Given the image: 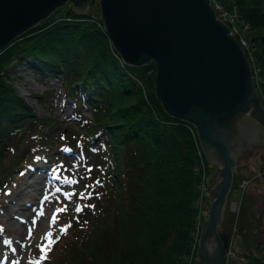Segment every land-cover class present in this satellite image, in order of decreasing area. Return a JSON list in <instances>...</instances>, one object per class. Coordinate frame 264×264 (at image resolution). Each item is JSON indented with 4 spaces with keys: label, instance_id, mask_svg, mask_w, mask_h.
Here are the masks:
<instances>
[{
    "label": "trees",
    "instance_id": "trees-1",
    "mask_svg": "<svg viewBox=\"0 0 264 264\" xmlns=\"http://www.w3.org/2000/svg\"><path fill=\"white\" fill-rule=\"evenodd\" d=\"M94 1L79 13L67 0L60 5L64 13L55 14L57 6L0 50V193L23 158L53 168L66 162L78 171L81 211L65 218L67 230L52 236L39 264H198L197 223L209 205L208 172L216 165L201 163L195 125L162 107L155 68L142 74L140 64L122 59ZM239 8L250 22L262 75L255 86L264 103V32H252L264 25V11ZM16 62L57 77L79 121L69 135L57 116L38 114L16 89L9 79ZM146 66L155 67V60ZM203 172L208 188L199 201ZM241 178L234 171L231 189ZM229 211L226 207L224 219ZM236 218L222 222L225 251L229 245L238 252L223 256L222 264H264L259 226L251 240L241 234L236 245L230 232ZM244 228L235 225L238 233Z\"/></svg>",
    "mask_w": 264,
    "mask_h": 264
},
{
    "label": "water",
    "instance_id": "water-1",
    "mask_svg": "<svg viewBox=\"0 0 264 264\" xmlns=\"http://www.w3.org/2000/svg\"><path fill=\"white\" fill-rule=\"evenodd\" d=\"M66 1L0 0V50ZM70 1L76 12L89 9V0ZM98 3L110 42L122 59L130 64L155 60V93L162 107L195 125L206 160L216 165L218 178L208 191L194 258L198 264H222L220 230L237 158L247 160L264 147V104L245 48L216 16L210 0Z\"/></svg>",
    "mask_w": 264,
    "mask_h": 264
},
{
    "label": "rangeland",
    "instance_id": "rangeland-1",
    "mask_svg": "<svg viewBox=\"0 0 264 264\" xmlns=\"http://www.w3.org/2000/svg\"><path fill=\"white\" fill-rule=\"evenodd\" d=\"M237 1L246 12L264 11V0ZM97 4L98 0H95V7ZM60 7V12L55 14L65 12V6ZM252 32L263 33L264 25L252 28ZM253 62L255 64L256 60ZM140 65L142 74H150L154 68L157 69V66H146V63ZM9 79L38 114L57 116L63 129L66 128L64 134L69 135L72 128L79 125L73 115L74 105L64 96L57 77L42 73L26 63L16 62L9 69ZM83 111L88 113L87 109ZM61 138L60 135L57 141ZM261 151L264 147L255 149L247 160L240 157L235 168L238 176L248 179L246 185L232 187L227 202L230 211L223 219L225 223L231 216L235 219L237 215L236 223L232 220L230 224L231 238L238 241L236 245L242 242L241 234L248 235L251 240L256 226L261 231L258 240L264 241V174L259 169L264 158L260 157ZM20 164L13 170L12 183L0 193V264H39L41 250L78 206L76 194L81 183L78 171L70 168L68 163L60 162L53 168L50 163L32 165L23 158ZM55 168L60 169L59 174L53 173ZM215 174L217 171L208 172L209 188L218 178ZM61 209H65L66 214ZM239 223L246 228L242 233L235 231V225ZM49 232L50 237L47 235ZM231 249L232 246L227 252L231 254L233 251L237 255L236 249ZM238 259L244 260L243 255L240 254Z\"/></svg>",
    "mask_w": 264,
    "mask_h": 264
},
{
    "label": "built area",
    "instance_id": "built-area-1",
    "mask_svg": "<svg viewBox=\"0 0 264 264\" xmlns=\"http://www.w3.org/2000/svg\"><path fill=\"white\" fill-rule=\"evenodd\" d=\"M210 3L215 9L216 16L221 18L224 22H226L229 26V31L234 34L239 42L242 44V46L245 48L246 55L250 61L251 69H252V76L254 80V84H259L262 80V75L260 72V66L255 62V56L253 53V44L250 40V22L244 17L242 14V11L239 8V4L237 0H210ZM248 32V33H245ZM199 144V143H198ZM198 154L200 156L201 163L204 164V161L206 160L204 152L202 151V148L200 144L198 145ZM207 161V160H206ZM205 178V172H203V180H202V187L199 195V201L203 200V193L205 188H207L206 182L204 180ZM248 179L242 178L239 182L241 186L246 185ZM201 205V204H200ZM202 220V217L199 218V221L197 223V233L199 229L200 222ZM197 237V235H196ZM230 246L226 248L224 256L228 255H234L233 251L230 254L227 252L229 250ZM233 250V249H231Z\"/></svg>",
    "mask_w": 264,
    "mask_h": 264
},
{
    "label": "snow or ice",
    "instance_id": "snow-or-ice-1",
    "mask_svg": "<svg viewBox=\"0 0 264 264\" xmlns=\"http://www.w3.org/2000/svg\"><path fill=\"white\" fill-rule=\"evenodd\" d=\"M80 195H83V193H81ZM89 195H90V193H89ZM63 210H64V209H61V211H63ZM76 211H77V212L81 211V208H80L79 206H77V207H76ZM69 226H70V225H69ZM66 230H67V226L61 228V231H62V232L66 231ZM47 235L50 237V236H51V233L49 232ZM50 242H54V241H50ZM14 264H16V262H14Z\"/></svg>",
    "mask_w": 264,
    "mask_h": 264
},
{
    "label": "flooded vegetation",
    "instance_id": "flooded-vegetation-1",
    "mask_svg": "<svg viewBox=\"0 0 264 264\" xmlns=\"http://www.w3.org/2000/svg\"><path fill=\"white\" fill-rule=\"evenodd\" d=\"M262 162L263 163L261 164V166L259 167V169L262 167L260 171H261L262 174H264V160Z\"/></svg>",
    "mask_w": 264,
    "mask_h": 264
}]
</instances>
